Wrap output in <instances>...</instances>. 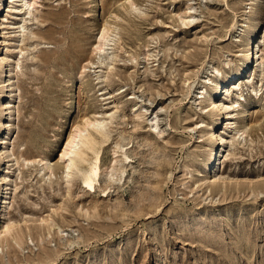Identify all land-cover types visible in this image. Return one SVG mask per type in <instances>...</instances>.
Instances as JSON below:
<instances>
[{"label": "rangeland", "instance_id": "1", "mask_svg": "<svg viewBox=\"0 0 264 264\" xmlns=\"http://www.w3.org/2000/svg\"><path fill=\"white\" fill-rule=\"evenodd\" d=\"M132 1L0 0V264H264V0ZM93 115L96 191L58 163Z\"/></svg>", "mask_w": 264, "mask_h": 264}, {"label": "bare ground", "instance_id": "2", "mask_svg": "<svg viewBox=\"0 0 264 264\" xmlns=\"http://www.w3.org/2000/svg\"><path fill=\"white\" fill-rule=\"evenodd\" d=\"M127 3L129 4V6H131V8L133 9L136 8L134 1L127 0ZM36 4H37V0H26L25 6H27L29 9L28 11H30V8H34ZM115 31L116 29L114 27L106 23L97 38L96 46L94 47L92 54L97 56L99 60H102L101 59L102 55L109 56L111 63L108 65V70L110 73L114 70L118 58L117 55L119 48L117 47V43L114 40L115 39L114 34H116ZM258 39L254 42L253 49L254 48L257 49L260 47ZM84 41H85L84 38H82L79 35H75L73 40L69 41L70 43L67 49L64 50L63 57L72 60L82 59V56L79 54L80 51L84 52L83 51L85 46ZM90 63L91 62H88V64ZM83 69L86 71V67H84ZM85 71L83 73H85ZM234 76L236 77L237 75ZM226 93H228L227 90L225 94ZM218 104L219 102L217 104H214L215 108H219ZM7 105L5 104L6 107ZM112 117L113 116L110 115V118ZM107 127H108L107 119L101 115L84 117L79 124L73 127V130L70 132V136L66 142V146L63 149L58 160V163L61 165L62 168L64 179L69 181V179L72 178L74 175H76V177L77 175H80L85 186L89 188V190L96 191L95 181L99 175V170H100L101 153H102L101 150L103 145L109 142L110 140V135L107 131ZM221 159H219V162H221ZM25 161L26 164L27 162H29V160H25ZM216 161H218V158H216ZM40 163H45V165H48V163L45 162L44 160H40ZM5 186L7 187V185H3V188ZM5 190L7 191L8 189L6 188ZM3 194L7 195L8 193L3 192ZM7 196L1 199L0 210L8 208V206L10 205L11 199L7 198ZM43 222H45V220ZM15 228H16V224L9 222L6 223L4 226H2L0 228V240L8 236H11ZM16 232L17 231H15V233ZM16 242L18 243L17 240Z\"/></svg>", "mask_w": 264, "mask_h": 264}]
</instances>
